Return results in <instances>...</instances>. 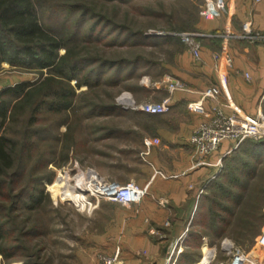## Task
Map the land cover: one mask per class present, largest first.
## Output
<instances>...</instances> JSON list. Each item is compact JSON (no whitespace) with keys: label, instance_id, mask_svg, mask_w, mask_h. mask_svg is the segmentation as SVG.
I'll list each match as a JSON object with an SVG mask.
<instances>
[{"label":"rangeland","instance_id":"obj_1","mask_svg":"<svg viewBox=\"0 0 264 264\" xmlns=\"http://www.w3.org/2000/svg\"><path fill=\"white\" fill-rule=\"evenodd\" d=\"M48 1L52 3H87L94 6L98 14L114 20V23L118 25H130L149 36L161 38L170 36L171 38L159 40L153 46H137L132 49L125 46H99L97 51L105 53L107 56L120 58V56L128 57L130 54H140L143 58L152 60L153 65L147 67L142 64L137 74L148 71L142 75H136L122 86L95 88L87 91L86 86L78 88L76 82L71 81V86L75 88V96L72 99L75 105L82 100L85 101V97L95 98L97 93L101 95L98 101H114L116 104L117 98L124 92H129L137 103L158 102L161 98H165L168 91L165 84L162 83V79L169 73L164 64L171 51L182 47L187 49L180 33L196 32V30L194 31L195 22L206 3V0ZM76 48L84 54L91 51V46L88 44ZM63 53L64 50H60V54ZM49 75L47 70L42 73L33 69L13 67L7 62L0 64V82L7 83L5 87L20 82L36 84ZM160 82L161 85L156 86ZM63 85L66 86L65 83L58 84L55 79L50 85L49 94L55 97L56 92L63 89ZM0 88L2 90L4 87L0 85ZM31 108L29 105L22 111L18 110L17 119L8 123V135L17 140L18 149L24 143L25 131H28V128L38 126L44 131L34 154L26 156L25 153L21 160L17 161L19 173H17L18 176H15L14 186L16 192L23 190L21 196L24 197V187L30 190L34 184H40L39 186L44 189V200L37 212L26 210L24 204H20V208L14 211L10 201L7 207L11 209L13 217L15 214L23 212L25 217H28L27 213H31L33 217L38 218V220H34V222H39L38 227H31L30 220L26 221L24 227L32 229L28 240L30 244H33L32 249L43 257L40 262L74 264L73 256L79 240L93 224L89 222L93 221L97 214H95V208L91 209L85 206L87 203L84 199V192L74 190V187L70 186L74 185L73 182L68 183L67 178L63 177L67 175L68 178H71L77 169L93 167L108 180L119 183L132 181L130 178L140 174L143 169V156L146 149L144 138L147 134L146 126L151 121L146 119L142 115L144 112L141 111L121 109V115L108 118L103 116L87 117L86 111H77L71 108L58 112L42 110L38 115L40 116L38 121L35 122V125H31ZM5 126L0 125V134L5 133ZM101 126L102 128L106 126L104 127L105 132L106 129L114 128V133L110 136H103L106 134L103 130H96ZM249 140L248 143L252 141ZM262 150V160L256 164L258 171L255 176L249 178L248 181L247 179L242 181L247 187L246 196L252 194L251 198L243 209H239L240 207L236 205L233 207V215L227 216L233 225L224 228V231L219 234L213 233L207 228L203 229L205 225H208L206 221V214H209L208 193L203 197V209L198 211L196 221L191 228V231L198 229L203 234L200 247L194 250L195 255L199 249L201 253V258L195 264H231L237 250L250 258V262L246 264H252L253 260L264 264V147ZM224 168L225 162L220 167L218 177L213 179L209 187L224 180L219 177L223 174ZM38 177L39 179L40 177L43 179L50 177V180L46 179L39 183L40 181L36 180ZM232 187L234 191L239 190L234 185ZM82 190H85V187ZM247 209L250 213H247ZM15 223L17 224V221ZM12 236L23 237L24 233H21L18 227ZM225 241L233 244L232 250L226 249Z\"/></svg>","mask_w":264,"mask_h":264},{"label":"trees","instance_id":"obj_2","mask_svg":"<svg viewBox=\"0 0 264 264\" xmlns=\"http://www.w3.org/2000/svg\"><path fill=\"white\" fill-rule=\"evenodd\" d=\"M167 39H171L170 36H149L130 25H118L114 20L98 14L94 6L83 2L0 0V64L7 62L13 67L33 69L42 73L47 70L50 73L39 83L20 82L4 87L0 93V125H7L4 128L5 133L0 134V264L46 263L40 262L43 257L32 249L33 244L28 240L32 229L24 227L27 220H30L31 227H38L39 222H34L38 218L33 217L31 213H27L28 217H25L23 212L13 217L11 209L7 207L10 201L14 211L20 208V204H24V208L29 211L40 210L44 200L43 187H40V184H34L30 190L24 187L25 194L22 197L23 190L16 192L14 182L19 173L17 161H20L25 153L26 156L34 154L44 131L38 126L28 128V131H25L24 143L18 149L17 140L8 135V123L17 119L18 110L22 111L29 105L32 107L31 125L38 121L42 110L58 112L72 108L86 111L87 117L109 118L121 115L122 110L114 101H98L101 97L99 93L95 98L85 97V101L75 105L72 100L75 88L71 86V81L74 80L78 88L86 86L87 91L125 85L136 75L147 72L148 70L137 74L142 64L152 66V60L143 58L140 54L120 58L107 56L97 51L98 47L125 46L132 49L137 46H153L159 40ZM87 44L91 46L88 54L80 53V49L76 48ZM62 49L64 53L60 54ZM54 77H58L55 78L58 84L66 85L56 92L55 97L48 91L55 81ZM104 127L106 126L97 127L96 130H103L105 137L114 133V128L106 129L105 132ZM248 141L250 140H245L231 152L230 157L225 158V168L219 176L224 180L208 187V225L203 229H210L216 234L223 232L224 228L233 225L227 218L233 215V207L237 205L239 209H243L251 198L252 194L246 196L247 187L242 181H248L258 171L256 164L262 160L264 139L252 140L250 143ZM46 179L50 180V177ZM46 179L38 177L36 180L42 183ZM233 185L239 190L234 191ZM18 227L19 231L24 233L23 237L12 236ZM202 235L201 230H190V255H195V248L200 247Z\"/></svg>","mask_w":264,"mask_h":264},{"label":"crops","instance_id":"obj_3","mask_svg":"<svg viewBox=\"0 0 264 264\" xmlns=\"http://www.w3.org/2000/svg\"><path fill=\"white\" fill-rule=\"evenodd\" d=\"M224 1V9L212 6L214 15H200L195 24L196 32L204 34L201 60L195 61L188 49L181 48L171 51L164 64L169 75L185 83L186 90L171 95L167 113L142 114L151 121L146 126L143 169L130 180L147 187V193L131 206L99 201L97 216L90 220L93 224L75 249L74 264H98V254L112 255L117 248L123 264H166L169 259L174 264H195L201 258L200 249L196 255L189 254L190 230L203 209L209 184L218 177V161L223 164L234 145L223 142L207 158L211 165L193 167L189 137L213 105L226 102L225 96L204 101L205 115L188 107L201 98L204 89L219 85L214 54H227L232 59L227 69L230 101L225 112L264 118V40L245 37L246 24L252 32L264 35V0ZM154 138L159 139L158 144H150Z\"/></svg>","mask_w":264,"mask_h":264},{"label":"built area","instance_id":"obj_4","mask_svg":"<svg viewBox=\"0 0 264 264\" xmlns=\"http://www.w3.org/2000/svg\"><path fill=\"white\" fill-rule=\"evenodd\" d=\"M259 1V0H257ZM214 6L218 10L225 8L224 0H206L204 8L200 11V15L206 18H211L214 15L212 10ZM249 24L245 25V31L248 39L264 40V35L258 32L254 33L248 29ZM204 34L199 32H183L180 33L182 41L185 43L189 53L195 61L201 60V42L200 39ZM216 61V69L219 77V85L209 86L201 92V98L197 101L190 102L188 107L199 114L205 115L204 101L218 100L221 96H225V103H218L211 107V112L206 116L199 125L193 130L188 141L193 148V167L201 165H211L207 158L213 154L221 145L223 141L233 142L231 151L238 148V146L247 139L260 140L264 139V118L260 115L249 116L240 113H226L225 106L230 101V96L226 91L227 86V69L231 67L232 59L227 54H214ZM145 83V82H144ZM162 83L169 93L168 96L158 102H144L137 103L129 92L122 93L117 98V105L124 110L141 111L147 114H164L171 109V95L178 90H186L185 83L171 75H165ZM161 85L157 83L156 86ZM1 91V88H0ZM159 139L154 138L150 144H158ZM217 165H223L219 160ZM159 174H164L159 171ZM68 183L73 182L74 190H80L85 187L84 199L88 208H95L102 199L112 200L121 203L124 206H131L138 204L147 193V187H141L134 181L126 183H119L111 181L101 176L99 172L93 167H85L77 169L73 177L68 178ZM231 245L229 241L224 242ZM226 247V246H225ZM250 258L243 252L237 250L231 264H246ZM252 264H261L257 260L251 261ZM98 264H123L120 261V249L117 248L114 254L108 255L104 253L98 254ZM166 264H174V261L169 259Z\"/></svg>","mask_w":264,"mask_h":264},{"label":"bare ground","instance_id":"obj_5","mask_svg":"<svg viewBox=\"0 0 264 264\" xmlns=\"http://www.w3.org/2000/svg\"><path fill=\"white\" fill-rule=\"evenodd\" d=\"M79 191L84 192V190H82V189H80ZM79 193H80V192H79ZM225 246H226L227 249H231V245H230V244H226Z\"/></svg>","mask_w":264,"mask_h":264}]
</instances>
